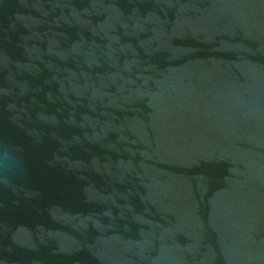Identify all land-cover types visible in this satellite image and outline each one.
<instances>
[{"label": "water", "instance_id": "water-1", "mask_svg": "<svg viewBox=\"0 0 264 264\" xmlns=\"http://www.w3.org/2000/svg\"><path fill=\"white\" fill-rule=\"evenodd\" d=\"M0 264H264V0H0Z\"/></svg>", "mask_w": 264, "mask_h": 264}]
</instances>
